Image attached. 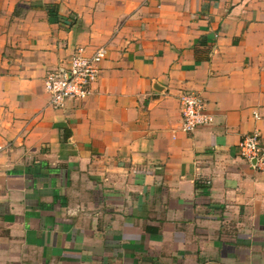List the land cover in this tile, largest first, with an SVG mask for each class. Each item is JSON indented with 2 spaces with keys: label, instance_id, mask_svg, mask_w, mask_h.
<instances>
[{
  "label": "crops",
  "instance_id": "1",
  "mask_svg": "<svg viewBox=\"0 0 264 264\" xmlns=\"http://www.w3.org/2000/svg\"><path fill=\"white\" fill-rule=\"evenodd\" d=\"M99 47L91 95L51 108L46 75ZM254 132L264 0H0V264H264Z\"/></svg>",
  "mask_w": 264,
  "mask_h": 264
},
{
  "label": "built area",
  "instance_id": "2",
  "mask_svg": "<svg viewBox=\"0 0 264 264\" xmlns=\"http://www.w3.org/2000/svg\"><path fill=\"white\" fill-rule=\"evenodd\" d=\"M107 49L97 48L90 56L77 49L67 68L49 72L44 79V91L48 104L54 110L64 108L68 100H85L91 93V85L99 75L98 64L105 58ZM180 131L191 133L199 127L212 123L213 118L206 113L201 97L189 90L180 95ZM239 155L249 163L264 169V148L260 146L258 133L242 138L238 143Z\"/></svg>",
  "mask_w": 264,
  "mask_h": 264
}]
</instances>
